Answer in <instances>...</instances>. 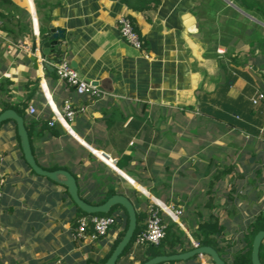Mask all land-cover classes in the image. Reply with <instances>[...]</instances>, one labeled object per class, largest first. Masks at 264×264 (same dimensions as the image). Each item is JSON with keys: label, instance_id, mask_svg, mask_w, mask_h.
Returning a JSON list of instances; mask_svg holds the SVG:
<instances>
[{"label": "crops", "instance_id": "crops-1", "mask_svg": "<svg viewBox=\"0 0 264 264\" xmlns=\"http://www.w3.org/2000/svg\"><path fill=\"white\" fill-rule=\"evenodd\" d=\"M39 1L59 3L50 21L35 0L3 6L13 12L8 27L31 34L14 38L0 17V113L11 108L23 116L37 163L69 171L91 204L127 196L137 212L148 210L143 229L151 206L168 216L166 209H180L178 219L170 217L191 242L184 251L198 244V224L224 225L216 237L233 262L231 243L245 246L248 224L264 211L263 199L245 196L264 192V99L252 101L264 92V21L233 0H161L136 10L120 0ZM123 14L148 57L121 37L116 21ZM50 24L65 37L52 47L53 61L38 50L35 62L33 40ZM63 59L109 94L78 93L55 73ZM66 101L85 109L51 125ZM0 151V264H105L129 221L125 208H112L118 219L107 235L79 241L78 206L64 184L29 166L13 120L0 126ZM146 245L134 241L117 264L143 263ZM211 262L196 255L160 264Z\"/></svg>", "mask_w": 264, "mask_h": 264}, {"label": "water", "instance_id": "water-1", "mask_svg": "<svg viewBox=\"0 0 264 264\" xmlns=\"http://www.w3.org/2000/svg\"><path fill=\"white\" fill-rule=\"evenodd\" d=\"M64 37L65 35L63 29L50 24L46 30L40 32L37 38H34L31 47L34 54L32 59L35 62L37 61L36 52L39 50L41 57L53 61V59L57 57V53L51 51L52 47L61 44ZM72 65L74 66L73 63ZM47 66L51 68V66ZM7 120H13L17 125V131L21 139L24 157L29 166L37 174L46 176L51 180L64 184L67 187L74 203L83 212L88 214L108 213L116 205H121L125 208L129 218L127 229L105 263L117 264L119 256L131 242L137 228V211L133 202L123 194H114L101 204H91L87 202L81 198L76 178L69 171L63 169L47 170L37 163L32 151L29 132L23 116L17 113L14 109L8 108L0 113V126ZM263 242L264 229L259 230L253 238L251 249L252 264H262L260 259V248ZM201 254L207 255L213 264H228L219 252L211 245H194L193 248L186 251L156 255L150 257L141 264H160L164 262L184 261Z\"/></svg>", "mask_w": 264, "mask_h": 264}, {"label": "trees", "instance_id": "trees-1", "mask_svg": "<svg viewBox=\"0 0 264 264\" xmlns=\"http://www.w3.org/2000/svg\"><path fill=\"white\" fill-rule=\"evenodd\" d=\"M121 2L127 3L128 5H131L132 8L135 10L137 8L143 9V8H155L158 6V4L161 2V0H120ZM37 3V6L39 8V11H42V7H45V17L48 21L52 19V10L59 4H49L48 2L44 3V6L42 3H40L39 0H35ZM233 2L246 10L249 14L253 15L254 17L264 21V0H233ZM4 5H11L15 7V4L13 0H0V17L3 19V30L7 34H11L14 38L17 33L20 34H31V29L25 28L21 29L19 32L15 31L14 29L8 27L6 24V20H11L13 12L10 10L7 12L3 6ZM14 11L16 9L14 8ZM132 18V17H131ZM2 87V85L0 86ZM3 88V87H2ZM6 106L3 107L5 109ZM156 208L159 211V214L163 220V222L166 224L165 229V236L161 240L160 244L154 245V244H148L146 245V252L145 257L143 260H147L150 257L161 255V254H167L168 248L171 249V252H179L184 251L186 246L190 245L191 242L189 241L188 236L186 233L180 228V226L171 219L170 216L167 214H164V212L156 206ZM80 213L78 217L81 215H87L88 213L83 212L81 209H79ZM99 215H110L114 216L116 219H118V215L113 214V210L109 211L108 213H97ZM148 215V210H144L143 212H137V219L138 224L137 228L135 230V233L131 239V242L129 245L125 248V250L122 252V255L128 251L131 244L134 243L136 240V236L139 232L143 230L146 224H143V221L145 217ZM78 219V218H77ZM77 226V220L74 222L73 227L74 231ZM128 226V220L126 222L125 229L121 232L117 242L115 243L113 249L116 247V244L121 240L123 235L125 234V231ZM264 229V211L260 212L256 217L253 219L252 222H250L247 226L246 232L243 234L242 242H244L245 246H240L238 243H236L237 240L233 241L231 244L236 247V251L233 254V262H230L228 257L225 256L221 251V247L218 242V238L216 236H220L222 232L225 230V226L222 224H219L218 222H210L205 221L203 223L198 224L195 232V237H197V241L199 245H211L213 246L219 254L223 257V259L228 264H252L251 262V249H252V242L255 234L259 231ZM187 244V245H186ZM260 259L262 264H264V242L261 245L260 248ZM142 260V261H143Z\"/></svg>", "mask_w": 264, "mask_h": 264}, {"label": "built area", "instance_id": "built-area-1", "mask_svg": "<svg viewBox=\"0 0 264 264\" xmlns=\"http://www.w3.org/2000/svg\"><path fill=\"white\" fill-rule=\"evenodd\" d=\"M117 27L123 40L129 43L133 48L143 52L144 56L148 57V53L144 52V41L140 34L136 30L133 19L123 14L117 18ZM28 48V47H26ZM56 75L65 80L70 86L75 87L76 91L80 94H84L91 98L101 99L109 93L101 88L97 83L86 80L77 71V69L66 59L60 60L55 64ZM264 99V92L260 91L252 99L253 103L256 104ZM82 106H74L69 101H66L63 106V112L57 114L49 122L51 125L58 119L65 123L66 119L72 120L77 112L84 111ZM36 109L34 107L29 108L30 113H34ZM3 154L0 151V205L4 196V175L1 169L3 163ZM112 162V158H109ZM109 162V160H107ZM166 211L174 219H178L182 211L180 209L169 208ZM117 219L110 215H99V214H87L82 215L77 219V226L74 231V237L82 242L94 243L100 238L107 235L109 230L116 224ZM166 224L163 222L159 211L156 207L151 206L149 209V219L147 226L136 236L137 244H160L161 240L165 236ZM194 245H198L196 242ZM200 256H203L202 254Z\"/></svg>", "mask_w": 264, "mask_h": 264}, {"label": "rangeland", "instance_id": "rangeland-1", "mask_svg": "<svg viewBox=\"0 0 264 264\" xmlns=\"http://www.w3.org/2000/svg\"><path fill=\"white\" fill-rule=\"evenodd\" d=\"M237 180H238V177H237ZM234 194V193H233ZM240 193H239V191H238V195H239ZM235 195H237V193H235ZM218 196H223V193H222V191L221 192H219V194H218ZM245 196H247V198L246 199H248L249 200V202H250V200H251V198H256L258 201H259V203L262 201L261 199H263V209H264V192H253V191H248L246 194H245ZM256 199H253V201L256 203L257 201H255ZM261 206V205H260ZM212 263V262H211Z\"/></svg>", "mask_w": 264, "mask_h": 264}, {"label": "bare ground", "instance_id": "bare-ground-1", "mask_svg": "<svg viewBox=\"0 0 264 264\" xmlns=\"http://www.w3.org/2000/svg\"><path fill=\"white\" fill-rule=\"evenodd\" d=\"M168 208V207H167Z\"/></svg>", "mask_w": 264, "mask_h": 264}]
</instances>
